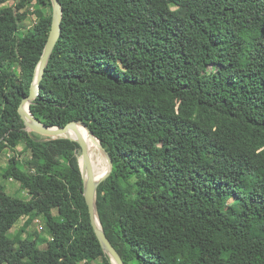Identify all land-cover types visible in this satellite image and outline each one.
<instances>
[{"label":"trees","instance_id":"16d2710c","mask_svg":"<svg viewBox=\"0 0 264 264\" xmlns=\"http://www.w3.org/2000/svg\"><path fill=\"white\" fill-rule=\"evenodd\" d=\"M8 1L0 156L13 152L4 177L29 198L0 183V264H112L84 196L81 146L28 131L19 113L52 0ZM60 1L62 33L30 108L49 125L83 120L110 153L97 204L125 263L264 264V0ZM38 218L43 247L27 230Z\"/></svg>","mask_w":264,"mask_h":264},{"label":"water","instance_id":"95a60500","mask_svg":"<svg viewBox=\"0 0 264 264\" xmlns=\"http://www.w3.org/2000/svg\"><path fill=\"white\" fill-rule=\"evenodd\" d=\"M52 4H53V13H52L51 32L47 39L41 58L37 64L34 78L30 86V93L27 96L23 97L19 107V113L22 116L26 124V129L28 131L35 132L41 135L42 137L48 139L67 138L76 141L81 146L82 161L79 158V163L84 181V196L88 204L92 225L94 227V230L102 245L104 252L110 258L111 263L126 264L119 250L114 246V244L107 236L98 211V204H97L98 187L101 184V182L110 175L114 166L113 159L110 153L103 145L101 140L96 136L94 131L83 120H73L70 121L65 126L49 125L46 124L44 121L38 119L32 113L30 108V105L40 94L41 82L42 79L44 78L46 67L49 63V60L52 56V53L58 42V39L60 38L62 33V21L64 16L63 5L60 0H52ZM26 106H29V111L26 109ZM77 126L85 127L92 136H94L99 140V146L108 160L110 169L103 177L99 179L96 178V176L94 175L88 146L84 138L77 131ZM72 133L75 135V137L71 135Z\"/></svg>","mask_w":264,"mask_h":264},{"label":"rangeland","instance_id":"374dc122","mask_svg":"<svg viewBox=\"0 0 264 264\" xmlns=\"http://www.w3.org/2000/svg\"><path fill=\"white\" fill-rule=\"evenodd\" d=\"M14 3H15V0H10L7 2L6 5H11V4L13 5ZM34 23H35V16L29 15V18L23 23L24 28H22L20 34L23 35L27 29L32 28ZM14 70L19 71V67L15 66ZM24 149H25V146L23 144L19 145L18 150L20 152L21 151L23 152ZM11 155H13V152L10 150H6L0 156V183L6 187L7 192H9L10 194L27 199V198H29V194L26 190L21 189L20 183L18 180L6 179L4 177V171L8 167V158ZM26 159H27V153L25 152V153L21 154V160L23 162L22 164L25 163ZM23 167H27V166H23ZM25 220H26V217H23L16 223V225L10 231L12 236L17 234V232L20 230V228L23 225V223L25 222ZM45 229H46V224L42 218H38V219L34 220L27 229L28 231L37 230L41 234V239H42V240H40V246L41 247L45 246L47 240L50 238V235L48 234V232ZM100 262H101V259H98L97 261H95L94 264H100Z\"/></svg>","mask_w":264,"mask_h":264},{"label":"bare ground","instance_id":"6f19581e","mask_svg":"<svg viewBox=\"0 0 264 264\" xmlns=\"http://www.w3.org/2000/svg\"><path fill=\"white\" fill-rule=\"evenodd\" d=\"M26 109L29 111V106H26ZM77 131L86 141L91 156L94 175L99 179L103 176L105 167V155L99 146V140L92 136L83 126H77ZM71 135L75 137L73 133Z\"/></svg>","mask_w":264,"mask_h":264}]
</instances>
